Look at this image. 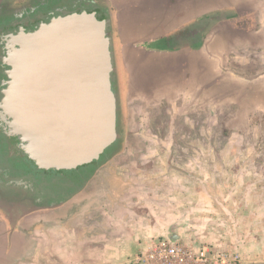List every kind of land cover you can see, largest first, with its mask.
Masks as SVG:
<instances>
[{
  "label": "rangeland",
  "instance_id": "obj_1",
  "mask_svg": "<svg viewBox=\"0 0 264 264\" xmlns=\"http://www.w3.org/2000/svg\"><path fill=\"white\" fill-rule=\"evenodd\" d=\"M199 1L201 9L214 4L228 8L222 19L209 23L210 29L215 24L218 52L231 47L217 77L215 106L195 109L182 100L169 103L153 126L155 135L132 141L119 123L121 96L113 83L119 151L106 155L86 180L77 170H35L12 155V149L0 157V233L26 227L37 240L36 253L23 264H96V256L102 257L98 264H116L113 253L129 250L138 240L140 250L125 263L132 264L153 239L162 237L235 252L239 261L234 264H264V0ZM29 2L15 0L13 10ZM236 14L249 23L247 28L240 29L244 24L236 22ZM114 27L111 18L107 31L115 64ZM207 29L201 28L205 36ZM200 37L186 40L195 44ZM223 37L232 39V45ZM239 57L241 62L234 60ZM124 149L138 153H119ZM92 180L98 192L83 194ZM96 192L103 203H87ZM37 198H43L42 207ZM163 226L166 236L148 235ZM12 245L9 238V249Z\"/></svg>",
  "mask_w": 264,
  "mask_h": 264
},
{
  "label": "water",
  "instance_id": "obj_2",
  "mask_svg": "<svg viewBox=\"0 0 264 264\" xmlns=\"http://www.w3.org/2000/svg\"><path fill=\"white\" fill-rule=\"evenodd\" d=\"M107 25L83 10L2 37L0 133L37 169L91 164L120 138Z\"/></svg>",
  "mask_w": 264,
  "mask_h": 264
},
{
  "label": "crops",
  "instance_id": "obj_3",
  "mask_svg": "<svg viewBox=\"0 0 264 264\" xmlns=\"http://www.w3.org/2000/svg\"><path fill=\"white\" fill-rule=\"evenodd\" d=\"M108 3L118 36L113 83L117 85L121 96L119 123L121 127L126 126L123 131L127 130L132 135L129 140L150 139L157 118L169 103L182 100L195 109L215 106L219 84L217 77L224 72V59L227 60L231 54V47L218 52L213 42L215 24H212V29L209 26L210 20L214 21L210 14L217 10L225 12L227 5L216 7L214 4L201 9L199 0H108ZM234 5L239 7L238 4ZM193 25L197 27L189 28ZM205 25L208 27L206 36L201 32ZM228 26L233 27L231 24ZM179 31L182 35L177 34ZM199 35L201 40L198 43L186 40L189 36L197 39ZM175 36L181 39L179 43H176ZM223 40L232 45V39L223 37ZM180 42L183 44L180 45ZM240 59L234 58L241 62ZM152 135H155L154 132ZM122 152L125 155L138 153L132 149H124L119 153ZM94 183L95 180L90 181L83 194L94 189L98 192L99 188ZM92 198L87 203H103L101 194L97 193L94 200ZM27 230L26 227L14 230L13 234H9L8 229L1 231L0 264H23L27 257L36 253L37 240ZM167 233V228L163 226L149 231L148 235L157 237L166 236ZM95 236L96 241L102 242L99 235ZM9 238L13 243L10 249ZM140 245V241L136 240L129 250L119 248L117 253H113L116 264L127 263L140 250ZM84 253L83 262L87 259ZM101 259V256H96L94 261L98 264Z\"/></svg>",
  "mask_w": 264,
  "mask_h": 264
},
{
  "label": "flooded vegetation",
  "instance_id": "obj_4",
  "mask_svg": "<svg viewBox=\"0 0 264 264\" xmlns=\"http://www.w3.org/2000/svg\"><path fill=\"white\" fill-rule=\"evenodd\" d=\"M14 1L0 0V53L2 57L4 46L2 41L3 35L17 32L20 26L33 30L42 22H49L54 16L65 15L75 11L81 12L83 10L98 11V16L106 17L108 24L112 16L108 0H30L29 4H24L18 11L13 10V7H15ZM175 38H177L176 43H178L180 39L176 36ZM2 57L0 58L1 72L3 68ZM2 143L3 141H0L1 147ZM2 156H4V153H2L0 148V157ZM0 184H2V181H0ZM42 200L43 198H37L36 203H42Z\"/></svg>",
  "mask_w": 264,
  "mask_h": 264
},
{
  "label": "built area",
  "instance_id": "obj_5",
  "mask_svg": "<svg viewBox=\"0 0 264 264\" xmlns=\"http://www.w3.org/2000/svg\"><path fill=\"white\" fill-rule=\"evenodd\" d=\"M239 261L237 253L214 251L203 245L193 247L180 239L162 237L153 239L131 261L132 264H234Z\"/></svg>",
  "mask_w": 264,
  "mask_h": 264
},
{
  "label": "trees",
  "instance_id": "obj_6",
  "mask_svg": "<svg viewBox=\"0 0 264 264\" xmlns=\"http://www.w3.org/2000/svg\"><path fill=\"white\" fill-rule=\"evenodd\" d=\"M224 11L223 10H217V11H215V12H212L211 14H210V18L211 19H213V18H215V19H219V18H221L222 19V15H224ZM243 15V14H242ZM218 17V18H217ZM242 17L243 16H241V15H238V14H236L235 15V17H234V19L236 20V22H238V24L240 23H243L244 25H249V23L248 22H246V20L244 21V20H242ZM244 19V18H243ZM181 33V31H179V32H177V34H180ZM223 133L224 134H226V130L224 129L223 130ZM0 135H1V138L3 139V143H4V146H2L1 147V149H2V153H4L5 152V154H6V152H7V154L9 153V154H11L10 152H11V150L10 149H6V139H5V137H4V135L3 134H1L0 133ZM119 143H120V140H117L112 146H110L109 148H107L106 149V151L102 154V156H101V158L99 159V160H96V161H94L93 163H91V164H87V165H84V166H81V167H79V168H76V169H72V170H77V172L78 173H80V175H81V178L83 179V180H86L87 178H89L94 172H95V169L97 168V166L100 164V162L101 161H103V159L106 157V155H108L109 157L111 156V155H113V154H115L116 153V151H119ZM3 145V144H2ZM12 155H17V156H19V158H20V160L21 161H25L26 163H28L32 168H34L35 170H38V171H44V170H42V169H37V168H35V166L32 164V162H30L29 160H27V158H25V156H23V155H21V154H18V153H13ZM107 156V157H108ZM45 171H49V172H52V171H58V170H45ZM62 171H67V170H62ZM85 178H84V177ZM38 205H43L42 203H39ZM42 207V206H41ZM36 208H38V207H36Z\"/></svg>",
  "mask_w": 264,
  "mask_h": 264
}]
</instances>
